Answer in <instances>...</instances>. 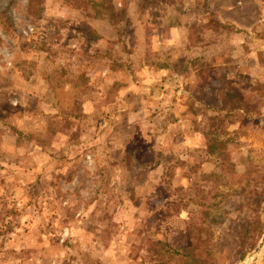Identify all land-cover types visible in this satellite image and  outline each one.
Listing matches in <instances>:
<instances>
[{
	"label": "rangeland",
	"instance_id": "374dc122",
	"mask_svg": "<svg viewBox=\"0 0 264 264\" xmlns=\"http://www.w3.org/2000/svg\"><path fill=\"white\" fill-rule=\"evenodd\" d=\"M111 2L0 0V264H264V0Z\"/></svg>",
	"mask_w": 264,
	"mask_h": 264
},
{
	"label": "trees",
	"instance_id": "16d2710c",
	"mask_svg": "<svg viewBox=\"0 0 264 264\" xmlns=\"http://www.w3.org/2000/svg\"><path fill=\"white\" fill-rule=\"evenodd\" d=\"M33 0H28L27 5V11L29 15L34 14L33 9ZM98 6H102L103 13L109 15V17L114 20V24H119V17L122 15V12H119L115 9L114 5L112 4L111 0H103V3L97 4ZM250 109H254V107L249 106L247 103L243 101L241 98V95L238 92H232V93H226L223 97V106L222 110H227V112H233V111H241L243 113L250 112ZM207 152L211 155L216 156L217 158L221 160L228 159V155L226 152L225 145L218 144V143H211L207 146ZM262 222L257 221L256 222V230H261ZM261 232L259 233H253L252 235V246L255 244V239L260 236ZM182 264H202L200 257L196 256L194 253L189 254H182L181 259ZM166 264V263H162Z\"/></svg>",
	"mask_w": 264,
	"mask_h": 264
},
{
	"label": "water",
	"instance_id": "95a60500",
	"mask_svg": "<svg viewBox=\"0 0 264 264\" xmlns=\"http://www.w3.org/2000/svg\"><path fill=\"white\" fill-rule=\"evenodd\" d=\"M243 264H250V260L246 261V262H245V263H243Z\"/></svg>",
	"mask_w": 264,
	"mask_h": 264
}]
</instances>
